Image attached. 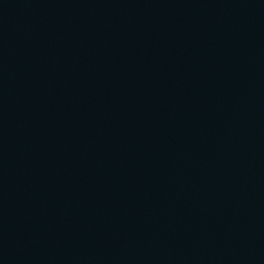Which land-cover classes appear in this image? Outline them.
Returning a JSON list of instances; mask_svg holds the SVG:
<instances>
[{"label":"water","instance_id":"obj_1","mask_svg":"<svg viewBox=\"0 0 264 264\" xmlns=\"http://www.w3.org/2000/svg\"><path fill=\"white\" fill-rule=\"evenodd\" d=\"M0 264H264V0H0Z\"/></svg>","mask_w":264,"mask_h":264}]
</instances>
